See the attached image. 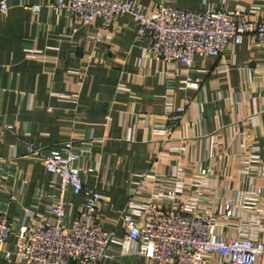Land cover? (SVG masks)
I'll return each instance as SVG.
<instances>
[{
  "label": "crops",
  "instance_id": "obj_1",
  "mask_svg": "<svg viewBox=\"0 0 264 264\" xmlns=\"http://www.w3.org/2000/svg\"><path fill=\"white\" fill-rule=\"evenodd\" d=\"M6 1L9 11L0 12V208L13 222L12 238L28 212H48L57 190L43 164L27 156L29 144L47 156L69 141L84 150L77 166L85 186L108 198L99 220L109 231L126 212L137 188L132 183L155 166L169 173L179 163L187 187L208 171L219 208L255 202L258 195L264 201L262 47L245 38L222 58L197 57L189 70L146 56L149 42L137 41L130 16L116 19L110 44H98L89 34L102 23L87 27L64 9L54 11L59 0ZM130 1L148 8L162 0ZM168 1L189 11L259 6L264 16V0ZM32 6L42 7L39 17ZM29 52L46 59H30ZM188 73L199 90L184 88ZM168 107L185 111L169 113ZM250 146L256 148L251 165L261 175L242 164ZM74 204L81 208L83 201ZM118 235L124 236L121 227ZM0 264L18 262L0 255ZM112 264L155 263L127 256Z\"/></svg>",
  "mask_w": 264,
  "mask_h": 264
},
{
  "label": "built area",
  "instance_id": "obj_2",
  "mask_svg": "<svg viewBox=\"0 0 264 264\" xmlns=\"http://www.w3.org/2000/svg\"><path fill=\"white\" fill-rule=\"evenodd\" d=\"M51 8L58 13L64 9L71 19L87 27L100 21L98 30L89 34L98 44H110L115 39L116 19L130 16L137 25V41L149 42L146 56L189 70L197 57L222 58L245 38L264 49V16H258L259 6L189 11L171 6L168 0L148 8L130 0H59ZM7 11L9 5L3 0L0 12ZM31 11L39 17L42 7L32 6ZM27 55L46 59L36 52ZM182 83L184 88L200 89V82L189 73ZM184 111V107H168L169 113ZM27 147V156L43 164L57 190L48 212H28L13 238V222L0 208V255L8 262L112 264L136 256L155 264H264V201L259 195L255 202L227 203L219 208L207 181L208 171H200L203 178L187 187L186 172L179 163L169 173L155 166L146 172L144 181L132 183L137 188L126 212L109 231L99 220L100 213L109 208L108 198L85 186L82 169L77 166L84 150L72 141L48 156L34 144ZM250 148L243 153L242 164L261 175L251 165L256 161V148ZM182 150L173 148L174 152ZM184 195L188 197L182 200ZM74 199L82 200L83 206L77 208ZM119 227L124 236L118 235Z\"/></svg>",
  "mask_w": 264,
  "mask_h": 264
}]
</instances>
